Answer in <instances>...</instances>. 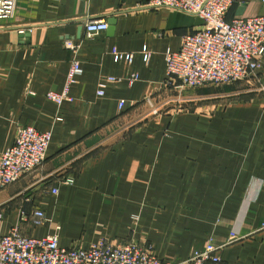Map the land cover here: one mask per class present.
<instances>
[{"label": "crops", "instance_id": "crops-1", "mask_svg": "<svg viewBox=\"0 0 264 264\" xmlns=\"http://www.w3.org/2000/svg\"><path fill=\"white\" fill-rule=\"evenodd\" d=\"M149 1L18 0L0 19V153L20 127L53 131L46 163L0 186V237L25 213V236L59 233L64 250L137 240L182 263L212 242L226 245L219 264H264V70L253 86L166 88V52L205 24ZM261 15L264 0H238L227 21ZM95 19L110 29L85 39ZM69 39L82 44L83 72L58 106L47 93L64 89Z\"/></svg>", "mask_w": 264, "mask_h": 264}, {"label": "built area", "instance_id": "built-area-1", "mask_svg": "<svg viewBox=\"0 0 264 264\" xmlns=\"http://www.w3.org/2000/svg\"><path fill=\"white\" fill-rule=\"evenodd\" d=\"M18 0H0V19L11 20L15 16ZM238 0H150L148 7L168 8L199 17L205 28L182 38L179 52L168 50L166 58V82L168 89L179 92L207 86H230L237 82H247L250 86L260 79L264 70V15L234 18L227 21L228 13ZM85 39H93L110 29L106 19L87 20L83 23ZM32 29H30V32ZM25 30H20L25 35ZM65 47L73 58L67 74V81L61 93L48 92L47 98L62 106L65 101H73L71 88L78 82L83 72L78 54L81 42L66 40ZM112 53L120 59L128 58L132 63L133 54ZM139 76L132 75L128 81L133 85ZM121 81L118 78L109 79ZM100 96L104 93L99 92ZM125 104L120 103L123 110ZM155 111V114H158ZM53 138V131L40 132L34 127H20L14 142L0 153V186L16 184L20 178L42 167ZM73 183L72 178L66 180ZM57 194L56 189L52 190ZM2 215L0 216V220ZM27 219L23 213L21 221ZM21 221L9 235L0 237V264H219L220 251L226 245L209 243L202 251H196L182 263L164 262L157 258L153 246L141 244L137 240L129 243H111L102 240L89 248L76 246L64 250L59 244V233L43 238H31L22 233ZM49 222L45 212L38 209L33 214V224L38 227ZM228 244L241 240L232 234ZM227 244V245H228Z\"/></svg>", "mask_w": 264, "mask_h": 264}, {"label": "rangeland", "instance_id": "rangeland-1", "mask_svg": "<svg viewBox=\"0 0 264 264\" xmlns=\"http://www.w3.org/2000/svg\"><path fill=\"white\" fill-rule=\"evenodd\" d=\"M241 83H243V86H247V85L249 86V84L247 82L246 83L245 82H241ZM253 85L254 84H252L251 86H253Z\"/></svg>", "mask_w": 264, "mask_h": 264}, {"label": "water", "instance_id": "water-1", "mask_svg": "<svg viewBox=\"0 0 264 264\" xmlns=\"http://www.w3.org/2000/svg\"><path fill=\"white\" fill-rule=\"evenodd\" d=\"M114 23H115V22H114V21H112V22H111V26H112V25H114Z\"/></svg>", "mask_w": 264, "mask_h": 264}]
</instances>
